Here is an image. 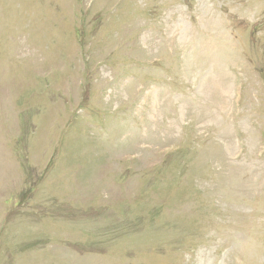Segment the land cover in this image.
<instances>
[{
	"label": "rangeland",
	"instance_id": "1",
	"mask_svg": "<svg viewBox=\"0 0 264 264\" xmlns=\"http://www.w3.org/2000/svg\"><path fill=\"white\" fill-rule=\"evenodd\" d=\"M0 264H264V0H0Z\"/></svg>",
	"mask_w": 264,
	"mask_h": 264
}]
</instances>
